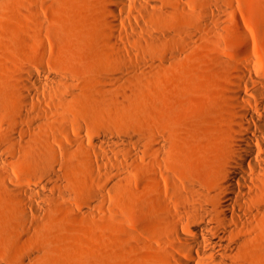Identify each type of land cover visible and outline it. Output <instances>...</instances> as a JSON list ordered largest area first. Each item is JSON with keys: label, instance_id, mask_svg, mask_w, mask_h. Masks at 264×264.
Here are the masks:
<instances>
[{"label": "bare ground", "instance_id": "6f19581e", "mask_svg": "<svg viewBox=\"0 0 264 264\" xmlns=\"http://www.w3.org/2000/svg\"><path fill=\"white\" fill-rule=\"evenodd\" d=\"M202 1L103 0L102 5L113 20L124 17L130 27L113 25L109 33L119 38L117 47H124L122 36L144 32L132 27L128 10L137 12V21L158 22L162 16L157 18L153 9L163 6L165 11H176L198 5L203 24L197 31L226 30L221 18L229 0ZM61 4L60 0H0V218L6 225L0 232V264L51 263L46 220L59 210L74 212L68 206L59 208V201L68 200L67 191L72 189L71 182L66 188L60 184L56 171L63 168L60 155L66 156L69 173L81 170L98 179L100 190L89 192L83 209L85 224L99 221L102 235L98 250L85 248L88 260L98 259L99 264L264 263V62L255 55L258 46L264 48V38L252 42V29L232 20L229 30L242 48L233 60L217 58L228 85L218 90L211 86L217 92L211 111L201 107L199 119H180L152 79L148 115L143 122H134L127 139L130 148L97 152L93 145L86 147L81 126L75 136L65 127L38 123V75L45 69L38 61L59 44L54 26L63 13ZM260 6L264 16V2ZM214 10L216 18L207 25ZM164 33L165 29L152 36L160 47L151 46L154 58L167 62L162 50L167 52L170 44L161 42ZM189 33L195 38L194 30ZM192 38L183 39L182 46H191ZM182 52L186 51L181 49V56L175 58L183 57ZM88 102L85 96L82 104ZM39 134L45 137L46 150L26 153L34 166L18 159L23 151L20 142ZM48 156L52 163L41 161ZM15 160L35 170L54 194L34 198L30 189L17 184L7 169ZM34 199L51 206L38 207ZM124 204L131 209L132 226L117 231V224L125 221ZM35 236L40 237L38 242Z\"/></svg>", "mask_w": 264, "mask_h": 264}, {"label": "rangeland", "instance_id": "374dc122", "mask_svg": "<svg viewBox=\"0 0 264 264\" xmlns=\"http://www.w3.org/2000/svg\"><path fill=\"white\" fill-rule=\"evenodd\" d=\"M60 2L63 13H59L57 26H54L59 44L53 47V52L48 50L46 55H40L38 61L45 68L38 75V123L55 128L65 127L75 136L79 135L78 126H81L80 134L84 137L86 147L93 145L97 152L104 148L116 152L130 148L127 139L133 132L134 122L141 123L148 115L152 79L159 85L174 115L180 119H199L202 117L201 107H207V111L210 108L211 111L215 104L211 99L217 95V92L210 90L211 86L218 90L228 85V75L220 69L217 58L224 56L233 60L232 55L242 48L229 30L232 20L252 29L255 34L250 38L252 42L264 38V16L260 15L263 0H229L224 8L226 13L221 18L226 30L215 34L214 30L212 32L209 29L197 31L203 24L198 19L202 6H185L184 10L167 12L161 6L160 10H152L156 12L157 18L162 16L158 22L141 18L137 21V12L128 10L126 14L132 16V27L144 32L132 38L122 36L126 41L124 47H117L119 38L109 33L113 25L120 29L130 27L124 22V17L113 20L105 12L103 0ZM163 12L166 15H162ZM213 12L206 21L207 25H211L216 18L217 11ZM164 29L167 33H164L166 37L161 42L170 44L167 52L162 50L167 62L154 58L151 46L160 47L152 36ZM191 30H194L195 38L189 33ZM191 38L194 40L191 46L183 47L181 41ZM181 49L186 52H182L183 57L176 59L175 55H180ZM255 55L258 61L264 62V48L258 46ZM196 95H200L201 100ZM85 96H89L88 106L82 104ZM47 131L51 132L49 129ZM125 138L126 142H123ZM44 141L43 134L22 140L20 148L23 151L17 156L18 159L31 165L26 153L31 149L38 153L46 150ZM59 158L63 164V168L56 170L61 175L60 184L66 188L69 186L67 182L72 183V189L67 191L69 199L60 200L59 208L68 206L74 212L59 210L46 220L48 227L45 235L50 246V264H99L98 259L86 258L85 248L92 246L98 250L100 247V223L98 221L96 225L87 226L89 224H85L83 217L89 192L100 190L98 179L92 173H83L81 170L69 173L68 162L64 160L66 156L61 158L60 155ZM40 159L52 163L49 156ZM7 169L17 184L32 191V197L39 194L50 197L54 194L52 187L45 186V180L26 165H18L15 160L13 164L7 165ZM34 203L43 208H47L48 204L51 206L47 201L34 199ZM121 207L125 210V221L117 224V231L130 230L133 222L131 209L125 204ZM2 210L0 205L1 216ZM43 216L45 218V213ZM1 230L5 231L6 225L0 218ZM39 238L35 236V241L38 242Z\"/></svg>", "mask_w": 264, "mask_h": 264}]
</instances>
